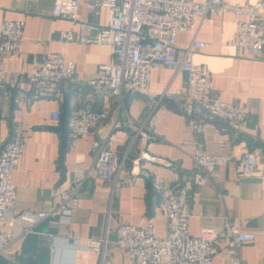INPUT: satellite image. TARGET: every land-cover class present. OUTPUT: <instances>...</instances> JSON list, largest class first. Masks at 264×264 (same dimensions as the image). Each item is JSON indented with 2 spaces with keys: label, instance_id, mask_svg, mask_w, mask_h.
Here are the masks:
<instances>
[{
  "label": "crops",
  "instance_id": "obj_1",
  "mask_svg": "<svg viewBox=\"0 0 264 264\" xmlns=\"http://www.w3.org/2000/svg\"><path fill=\"white\" fill-rule=\"evenodd\" d=\"M55 0H0V24L4 19L24 20L23 41L15 53L4 56L6 80L0 85V135L8 138L13 121H21L27 144L13 173L17 186L15 208L43 209L55 206L59 190L78 178L80 168L94 163L103 147L116 149L124 160L110 180L86 179L75 194L70 223L51 217L36 226V232L15 241L0 264H51L52 234L72 231L81 238H107L97 264H135L131 255L116 243L120 223L153 221L164 233L166 217L160 209V187L187 184L194 214L189 231L197 236L203 227L221 228L225 220L241 223L258 232L253 242L239 252L241 264H264V52L251 58L234 43L238 16L233 13L198 17L193 28L179 32V48L193 40L208 42L193 59L208 67L212 96L234 101L250 109L240 125L217 120L205 113L204 146L212 154H229L233 160L205 175L193 160L194 148L185 141L194 136L190 122L195 110L185 99L186 76L170 68H155L149 89L126 92L123 102L113 96L94 94L88 80L100 64L114 59L111 47L102 43H60L61 30L78 31V23L52 14ZM201 1V0H194ZM253 3L257 0H227ZM90 0H81L78 19L105 24L106 8L90 10ZM62 53L76 63L72 79L62 89L47 90L28 80L10 83L14 72L33 70L43 56ZM89 103L106 110L108 118L95 130L72 144L67 118L72 108ZM197 113V112H196ZM203 113V112H202ZM143 125L150 137L134 138L133 126ZM225 139L228 146H220ZM244 150L258 153L259 167L242 175L239 157ZM79 168V171H78ZM148 171L143 175L140 170ZM74 242H56L54 263ZM213 264H232L219 252Z\"/></svg>",
  "mask_w": 264,
  "mask_h": 264
},
{
  "label": "built area",
  "instance_id": "obj_2",
  "mask_svg": "<svg viewBox=\"0 0 264 264\" xmlns=\"http://www.w3.org/2000/svg\"><path fill=\"white\" fill-rule=\"evenodd\" d=\"M81 0H55L53 16L78 23V31L61 30L60 43H102L111 47L114 59L97 66L88 80L94 94L113 96L124 101L126 92H145L149 89L151 74L155 68L166 67L181 71L186 76L185 99L195 108L191 115L194 136L185 144L194 148L196 166L208 176L217 174L220 165L233 160L229 154H212L204 146L206 116L240 125L250 109L234 101L212 96L211 73L206 65L194 61L193 55L208 46V42L195 39L185 48H179L177 34L193 28L196 18L233 13L238 16L234 43L251 58H261L264 52V0L253 3H232L227 0H90L89 9L95 13L100 8L108 12L107 22L97 24L78 19ZM24 20L4 19L0 24V85L6 80L4 56L19 50L23 41ZM76 63L62 53L45 55L31 71L14 72L10 83L18 85L28 80L53 91L66 87L75 72ZM203 112V113H202ZM205 112V113H204ZM109 114L96 110L89 103L71 109L67 126L72 144L77 138L98 128ZM134 138L150 137L143 125L133 126ZM27 144L21 121H13L8 138L0 135V255H9V247L15 241L36 232V226L51 217H59L62 224L70 223L75 206V194L86 179L110 180L121 170L124 160L113 148H101L94 163L78 168L79 175L71 184L59 190V202L43 209L15 208L17 186L13 173L18 168ZM220 146H228L225 139ZM259 167V155L250 150L242 151L239 170L250 174ZM140 172L148 176V171ZM264 174V173H263ZM160 209L166 217V230L159 232L153 221L145 224L122 222L117 228L116 243L131 255L135 264H213L221 254L241 264L240 246L253 242L258 232L246 229L241 223L228 218L221 228L203 227L197 236L189 231V220L194 214L187 184L160 187ZM264 237V226L261 230ZM90 242L97 253L96 264L103 254L108 239L81 238L74 232L52 234V262L54 264L56 242ZM71 256V250L65 251Z\"/></svg>",
  "mask_w": 264,
  "mask_h": 264
},
{
  "label": "bare ground",
  "instance_id": "obj_3",
  "mask_svg": "<svg viewBox=\"0 0 264 264\" xmlns=\"http://www.w3.org/2000/svg\"><path fill=\"white\" fill-rule=\"evenodd\" d=\"M71 250V256L65 252ZM97 253L92 250L90 242L76 241L72 249H64L62 256L54 264H96Z\"/></svg>",
  "mask_w": 264,
  "mask_h": 264
}]
</instances>
